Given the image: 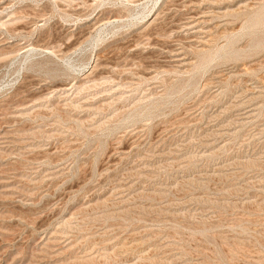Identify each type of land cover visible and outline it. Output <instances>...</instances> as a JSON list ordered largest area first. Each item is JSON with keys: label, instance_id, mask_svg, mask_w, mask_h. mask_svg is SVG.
Listing matches in <instances>:
<instances>
[{"label": "rangeland", "instance_id": "rangeland-1", "mask_svg": "<svg viewBox=\"0 0 264 264\" xmlns=\"http://www.w3.org/2000/svg\"><path fill=\"white\" fill-rule=\"evenodd\" d=\"M0 264H264V0H0Z\"/></svg>", "mask_w": 264, "mask_h": 264}]
</instances>
